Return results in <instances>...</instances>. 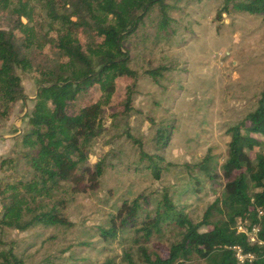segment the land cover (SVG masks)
Listing matches in <instances>:
<instances>
[{"label":"rangeland","instance_id":"rangeland-1","mask_svg":"<svg viewBox=\"0 0 264 264\" xmlns=\"http://www.w3.org/2000/svg\"><path fill=\"white\" fill-rule=\"evenodd\" d=\"M4 1L7 8L0 10V27L27 37L36 51L29 53L31 65L15 67L22 97L10 103L8 118L0 120V163L19 149V136L31 116L51 114L54 94L46 88L45 81L50 66L80 73L78 65L49 38L78 39L94 62L110 50L99 37L80 31L75 36L69 34L62 24L47 16L45 0ZM106 1L113 2L126 16L141 0H100ZM167 3L171 33L159 29V12L154 8L146 26L127 41L131 66L138 74L131 96L132 110L125 114L126 96L134 80L112 72L69 102L70 113L91 103L100 107L102 131L91 145L87 164L92 166L105 157L110 165L96 189L74 193L66 187L59 191L70 226L33 225L23 231L1 228L0 239L12 244L24 264H127L125 254L142 264L134 231L120 232L114 240H104L98 232L99 227L109 226L123 200L140 196L141 210L148 211L167 189L175 202L185 204L189 217L197 222L205 209L220 198L222 178L209 180L198 173L190 174L184 164L198 162L210 149L220 165L226 157L227 128L255 107L264 83V15L236 11L218 15L222 0ZM19 8L23 10L21 15L14 12ZM91 9L103 23L114 22L112 14H105L94 3ZM158 65L168 68L158 80L143 73L144 69ZM59 101L67 102L63 91ZM168 124L174 126L164 151L168 165L156 179L142 167L137 144L127 134L140 140L145 151L152 153L156 149L157 129ZM249 155L253 158L254 151ZM5 176L0 170V180ZM195 178L201 180L200 185ZM1 213L0 193V218ZM20 215L18 210L12 212L14 217ZM178 238L177 230H167L144 246L150 253L165 257L169 245ZM184 264L208 263L193 255Z\"/></svg>","mask_w":264,"mask_h":264},{"label":"trees","instance_id":"trees-1","mask_svg":"<svg viewBox=\"0 0 264 264\" xmlns=\"http://www.w3.org/2000/svg\"><path fill=\"white\" fill-rule=\"evenodd\" d=\"M93 3L105 14H112L114 22L100 21L91 9ZM169 7L167 0H141L137 8L125 16L113 2L45 0L47 16L62 24L69 34L80 31L87 36L99 37L108 43L110 50L94 62L78 39L49 38V42L78 65L80 73L67 72L58 65L50 66L45 81L46 88L52 89L54 94L51 114L31 116L27 128L19 136L20 146L15 155L1 160L0 170L6 178L0 180V230L3 227L23 231L33 225H71L63 213L65 200L59 198V191L66 187L74 193L96 189L110 163L100 157L92 166L87 164L91 145L102 131L98 119L101 110L97 103L83 105L72 113L67 111V106L78 94L86 92L112 72L118 77L127 76L134 80L125 100L124 111L128 114L132 110L131 96L138 74L131 66L127 41L146 26L154 8L159 12V29L171 33ZM4 8L7 3L0 0V10ZM15 11L19 15L23 13L21 8ZM232 11L264 15V0H222L218 15ZM18 21L20 27L22 22ZM32 50L36 51V48L27 37H19L12 29L0 27V120L8 118L10 103L22 97L15 67L31 65L29 53ZM167 70V66L158 65L144 69L143 73L156 81ZM62 91L67 95L66 104L59 101ZM173 128V124H168L157 129L156 149L152 153L145 151L140 140L127 134L137 144L139 162L144 163L142 167L156 179L168 165L164 151ZM226 132L229 141L226 157L220 165L210 149L198 162L184 164L190 174L198 173L209 180L216 177L224 180L220 198L205 209L199 221L194 222L185 204L175 202L165 189L154 208L148 211L141 210L140 196L123 200L111 216L109 226L98 228L101 238L114 240L120 232L134 231L136 243L140 244L142 264H184L193 255L208 264H264V83L255 107L230 125ZM250 151H254L253 158ZM194 180L201 184V180ZM16 210L21 212L19 218L12 216ZM240 224L249 233L256 228L255 241H250L247 233L237 231ZM167 230L179 233V238L169 245L167 255L150 253L144 244ZM234 246L251 258L240 262ZM125 258L127 264H137L129 254H125ZM0 264H24L12 244L1 239Z\"/></svg>","mask_w":264,"mask_h":264},{"label":"built area","instance_id":"built-area-1","mask_svg":"<svg viewBox=\"0 0 264 264\" xmlns=\"http://www.w3.org/2000/svg\"><path fill=\"white\" fill-rule=\"evenodd\" d=\"M237 231L247 233L249 235L250 241L256 240V237H255L256 228H253L252 231L249 233L247 232L246 228L240 224V225H237ZM233 248L235 250L236 257L238 258L240 262H242L243 259L245 258H251L249 254H243L241 252V249L238 246H234Z\"/></svg>","mask_w":264,"mask_h":264}]
</instances>
